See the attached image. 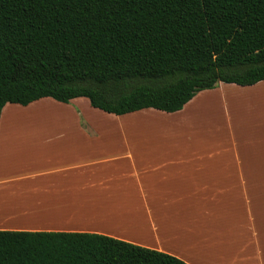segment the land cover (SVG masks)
Here are the masks:
<instances>
[{
	"label": "crops",
	"instance_id": "0c3cea01",
	"mask_svg": "<svg viewBox=\"0 0 264 264\" xmlns=\"http://www.w3.org/2000/svg\"><path fill=\"white\" fill-rule=\"evenodd\" d=\"M0 231L97 234L187 264H264V81L219 83L175 113L117 116L84 97L6 104Z\"/></svg>",
	"mask_w": 264,
	"mask_h": 264
},
{
	"label": "trees",
	"instance_id": "16d2710c",
	"mask_svg": "<svg viewBox=\"0 0 264 264\" xmlns=\"http://www.w3.org/2000/svg\"><path fill=\"white\" fill-rule=\"evenodd\" d=\"M264 81V0H0L6 104L89 99L175 113L219 83ZM0 264H187L89 233L0 231Z\"/></svg>",
	"mask_w": 264,
	"mask_h": 264
},
{
	"label": "rangeland",
	"instance_id": "374dc122",
	"mask_svg": "<svg viewBox=\"0 0 264 264\" xmlns=\"http://www.w3.org/2000/svg\"><path fill=\"white\" fill-rule=\"evenodd\" d=\"M232 94H238L237 92H231ZM239 95V94H238ZM237 99H232L231 101H230V104L232 105V106H235L236 105V103H237V101H236ZM32 111V110H31ZM33 116V115H32ZM29 117V114H27V116H26V119H29L28 118ZM46 115H44V118H42V120L41 121H46ZM232 118H237V116H236V114H235V111H232Z\"/></svg>",
	"mask_w": 264,
	"mask_h": 264
}]
</instances>
